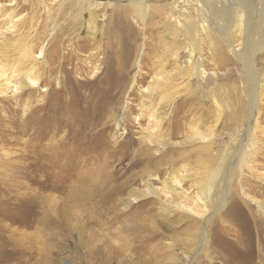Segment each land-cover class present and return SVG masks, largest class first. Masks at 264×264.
<instances>
[{
	"label": "rangeland",
	"instance_id": "1",
	"mask_svg": "<svg viewBox=\"0 0 264 264\" xmlns=\"http://www.w3.org/2000/svg\"><path fill=\"white\" fill-rule=\"evenodd\" d=\"M1 48L0 264H264V0H0Z\"/></svg>",
	"mask_w": 264,
	"mask_h": 264
},
{
	"label": "bare ground",
	"instance_id": "2",
	"mask_svg": "<svg viewBox=\"0 0 264 264\" xmlns=\"http://www.w3.org/2000/svg\"><path fill=\"white\" fill-rule=\"evenodd\" d=\"M134 9L132 10V13H135L138 17H140V16H142V13H143V7L142 6H140V5H133L132 6ZM123 17V16H122ZM124 18V17H123ZM247 43L249 44V46H248V51H251L250 50V48H251V43H252V41L249 39V37L247 38ZM246 49V50H247ZM3 51V49L1 48V50H0V52H2ZM247 55V56H246ZM251 57V53H245V54H242L241 56H239V62H240V64L242 65V67H243V69H244V73H245V75H246V79H247V82H253V84H254V86L256 87V82L254 81V76L252 75V73H251V70H249L248 69V67H247V65H246V63L244 62V61H242V59H244V58H250ZM256 78V77H255ZM29 82H31L30 83V85H32V86H35V82L34 81H31V80H28ZM162 81H164L165 82V84H164V82L161 84L160 83V85H157L159 88H162V91H161V95H159V96H161L159 99H162V98H164V97H166L167 95H168V91H169V89H168V87H169V85H167V83L168 82H170L169 80H167V79H163ZM34 82V83H33ZM28 83V82H27ZM170 89H171V87H170ZM169 94H170V92H169ZM152 103V102H151ZM243 108V107H242ZM164 109V108H163ZM162 109V111L164 112V110ZM251 117H253V114L251 113ZM250 117V118H251ZM254 118L255 117H253L252 119H250V121L251 120H254ZM157 123H158V121H157ZM250 134V133H249ZM240 154H241V149H240V151H238L237 153H236V155L234 156V165L236 166L237 165V163H238V161H239V157H240ZM163 158H164V156H163ZM162 158V159H163ZM216 161V159H213L212 160V163H214ZM224 187H226V185H224ZM227 188H228V186H227ZM227 188L225 189V190H227ZM224 192H226V191H224ZM224 195H226L225 193H224Z\"/></svg>",
	"mask_w": 264,
	"mask_h": 264
}]
</instances>
